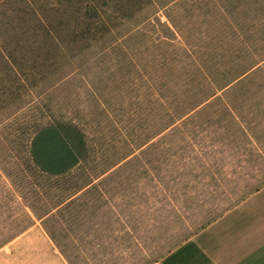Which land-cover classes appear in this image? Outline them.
<instances>
[{"label": "rangeland", "instance_id": "obj_1", "mask_svg": "<svg viewBox=\"0 0 264 264\" xmlns=\"http://www.w3.org/2000/svg\"><path fill=\"white\" fill-rule=\"evenodd\" d=\"M263 185L264 0H0V246L160 254Z\"/></svg>", "mask_w": 264, "mask_h": 264}, {"label": "crops", "instance_id": "obj_2", "mask_svg": "<svg viewBox=\"0 0 264 264\" xmlns=\"http://www.w3.org/2000/svg\"><path fill=\"white\" fill-rule=\"evenodd\" d=\"M160 247L158 254L157 245H129L106 264H264V185L181 242ZM0 264L72 263L38 223L0 246Z\"/></svg>", "mask_w": 264, "mask_h": 264}, {"label": "trees", "instance_id": "obj_3", "mask_svg": "<svg viewBox=\"0 0 264 264\" xmlns=\"http://www.w3.org/2000/svg\"><path fill=\"white\" fill-rule=\"evenodd\" d=\"M62 124L60 123L59 125L57 124H51L48 126V132L50 134V136L55 139L57 138L58 134H59V130L60 128H62Z\"/></svg>", "mask_w": 264, "mask_h": 264}]
</instances>
